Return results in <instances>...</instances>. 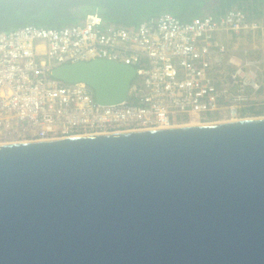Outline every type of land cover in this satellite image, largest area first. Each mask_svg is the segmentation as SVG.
I'll list each match as a JSON object with an SVG mask.
<instances>
[{"label": "water", "instance_id": "1", "mask_svg": "<svg viewBox=\"0 0 264 264\" xmlns=\"http://www.w3.org/2000/svg\"><path fill=\"white\" fill-rule=\"evenodd\" d=\"M52 75L109 104L136 70ZM0 264H264V116L0 144Z\"/></svg>", "mask_w": 264, "mask_h": 264}, {"label": "built area", "instance_id": "2", "mask_svg": "<svg viewBox=\"0 0 264 264\" xmlns=\"http://www.w3.org/2000/svg\"><path fill=\"white\" fill-rule=\"evenodd\" d=\"M95 58L135 67L122 101L100 103L86 82L52 75ZM263 90L264 9L236 4L188 20L164 11L135 25L93 11L62 26L0 28V143L238 120Z\"/></svg>", "mask_w": 264, "mask_h": 264}, {"label": "trees", "instance_id": "3", "mask_svg": "<svg viewBox=\"0 0 264 264\" xmlns=\"http://www.w3.org/2000/svg\"><path fill=\"white\" fill-rule=\"evenodd\" d=\"M236 4L256 15L264 9V0H0V28L10 30L30 23L62 26L80 21L93 11L106 21L125 25L138 24L143 18L164 11L188 20L207 11L224 12ZM262 112L263 109H254L249 113Z\"/></svg>", "mask_w": 264, "mask_h": 264}, {"label": "flooded vegetation", "instance_id": "4", "mask_svg": "<svg viewBox=\"0 0 264 264\" xmlns=\"http://www.w3.org/2000/svg\"><path fill=\"white\" fill-rule=\"evenodd\" d=\"M246 108H248V111L246 110V113L242 112L243 117H245V116L250 117L251 114H254V113H249L251 110L264 109V90L261 91V93H260V95H258V97L252 99L248 103V106ZM214 116H217V115H213V117Z\"/></svg>", "mask_w": 264, "mask_h": 264}, {"label": "bare ground", "instance_id": "5", "mask_svg": "<svg viewBox=\"0 0 264 264\" xmlns=\"http://www.w3.org/2000/svg\"><path fill=\"white\" fill-rule=\"evenodd\" d=\"M219 122H227V121H222L221 120ZM219 122H199V121H191V122H186L184 124H172V126L171 125H166V126H159V127H156V128L176 127V126H185V125H194V124H209V123H219ZM147 128H151V127H145V128H142V129H147ZM134 130H136V129H134ZM119 131H127V130H114V132H119ZM103 133H105V132H103ZM14 142H24V141H13V142H10V143H14ZM3 143H9V142H1L0 144H3Z\"/></svg>", "mask_w": 264, "mask_h": 264}, {"label": "rangeland", "instance_id": "6", "mask_svg": "<svg viewBox=\"0 0 264 264\" xmlns=\"http://www.w3.org/2000/svg\"><path fill=\"white\" fill-rule=\"evenodd\" d=\"M261 93V92H260ZM260 93H259V95H260ZM259 116H264V109H263V112L261 113V114H251L250 115V117H259ZM250 117H247V116H245V117H243L242 119H244V118H250ZM219 119V120H218ZM230 121V120H226V119H224V118H222L221 116H214V117H210V119L208 120L209 122H219V121ZM188 122V121H187ZM201 122H205V120H202ZM184 123H186V122H181V123H179V124H184Z\"/></svg>", "mask_w": 264, "mask_h": 264}]
</instances>
